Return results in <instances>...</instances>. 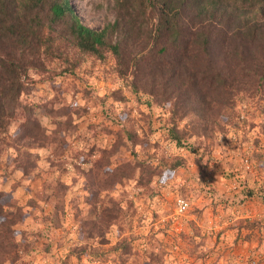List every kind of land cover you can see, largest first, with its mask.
I'll use <instances>...</instances> for the list:
<instances>
[{
  "label": "trees",
  "instance_id": "1",
  "mask_svg": "<svg viewBox=\"0 0 264 264\" xmlns=\"http://www.w3.org/2000/svg\"><path fill=\"white\" fill-rule=\"evenodd\" d=\"M114 1L119 20L94 31L80 22L70 0H0V164L9 150V163L30 176L36 165L30 150L49 147L54 160L71 155L80 164L91 165L82 171L89 211L77 215L81 239L102 246L111 244L107 236L115 225L124 229L123 201L113 194L118 185L135 183L153 197L186 164L182 156L167 157L162 142L149 141L154 133L161 132L164 142L187 148L196 156L201 151L196 158L200 165L220 135L240 126L239 95L261 101L264 115V0ZM130 42L126 53L124 45ZM73 49L79 58L76 62L65 55ZM107 52L115 57L118 75L132 95L148 97L144 102L148 112L133 120L126 111L123 120L107 109L110 124L120 127L115 142L99 150L91 141L86 153L73 149L70 142L78 131L74 117H81L84 110L66 103L69 90L57 79L74 75L88 57L103 61ZM31 71L49 82L54 91L51 99H24L39 82L31 78ZM123 94L112 96L124 102ZM159 109L164 116L156 118V127L153 117ZM38 112L49 119L50 132L42 127ZM146 124L151 125L149 131L139 134ZM261 132L264 135V123ZM137 147L154 153L140 158ZM254 158L264 169V155ZM261 184L264 201V181ZM242 192L251 198L254 190L244 187ZM57 202L54 221L59 226L61 198ZM29 214L11 195L0 191V264H19L20 250H28L27 233L17 227ZM244 220L237 224L246 229L260 227V243H264V222ZM191 226L194 236L206 239L195 222ZM134 240L120 237L102 255L85 244L76 247L75 254L78 258L86 254L101 264H165L164 251L140 252Z\"/></svg>",
  "mask_w": 264,
  "mask_h": 264
},
{
  "label": "rangeland",
  "instance_id": "2",
  "mask_svg": "<svg viewBox=\"0 0 264 264\" xmlns=\"http://www.w3.org/2000/svg\"><path fill=\"white\" fill-rule=\"evenodd\" d=\"M70 4L80 22L94 31H101L119 20L114 0H70ZM131 43L124 45L126 53ZM65 55L71 61L79 59L75 49L65 51ZM118 70L115 57L107 52L103 61L94 56L88 57L74 75L58 77L57 81L69 90L64 96L66 103L77 104L84 110L81 117H74L78 131L70 140L73 149L88 153L91 141L99 150L108 149L114 144L115 133L120 127L110 124L105 114L107 109L117 119L123 120L127 117L126 111L133 120L148 112L144 106L148 97L143 93L139 97L132 95L126 81L118 75ZM30 76L39 82L24 99L29 97L43 101L54 96L45 78L34 71L30 72ZM130 77L133 79L131 74ZM116 92L124 93V102L114 100L112 95ZM262 104L257 99L239 95L237 112L240 126L220 135L218 144L211 149L210 155L201 158L200 165L196 158L202 154L201 151L196 156L187 148L164 142L161 132L154 133L149 141L162 142L167 157L182 156L186 164L153 197L137 189L135 183L116 187L113 194L123 201L125 222L122 223V231L119 224L112 228L107 236L111 242L109 246L99 245L95 241L87 244L81 239L80 215L77 213L89 211L85 201L88 184L84 172L91 165L80 164L71 155L54 160L49 147L31 149L36 165L32 174L26 177L15 168L13 162L9 163L7 155L10 151L6 150L0 164V191L11 195L28 214L31 213L17 227L26 231L30 245L28 250H20L19 264H101L86 254L78 258L76 247L87 244L96 248L95 253L102 255L108 253L110 246L116 244L120 237L135 238L134 245L140 252L151 249L164 251L165 264H264L260 227L250 226L246 229L237 224L239 219L264 222L263 193L260 191L263 188L264 169L254 158L256 154L264 155ZM163 116L164 111L156 110L153 124L156 126V118ZM37 118L42 127L50 132L49 119L41 112H38ZM93 126L94 129H91ZM109 126H113L112 130ZM150 126L139 129V134L143 130L148 132ZM105 129L113 133L109 134ZM83 138H86L85 141ZM136 152L140 158H146L153 155L154 150L148 149L144 153L137 147ZM244 187L254 190L251 198L245 197L242 192ZM177 197L189 201L187 212L177 213ZM60 198L61 225L56 226L54 218ZM78 201L79 204H76ZM191 222H195L205 234V240L194 236Z\"/></svg>",
  "mask_w": 264,
  "mask_h": 264
},
{
  "label": "built area",
  "instance_id": "3",
  "mask_svg": "<svg viewBox=\"0 0 264 264\" xmlns=\"http://www.w3.org/2000/svg\"><path fill=\"white\" fill-rule=\"evenodd\" d=\"M176 207H177V213L183 214L188 211L190 208V203L187 199L183 197H177L176 198Z\"/></svg>",
  "mask_w": 264,
  "mask_h": 264
}]
</instances>
